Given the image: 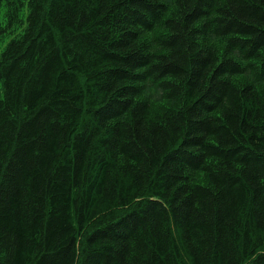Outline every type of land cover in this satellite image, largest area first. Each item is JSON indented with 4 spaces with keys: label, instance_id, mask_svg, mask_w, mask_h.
Returning a JSON list of instances; mask_svg holds the SVG:
<instances>
[{
    "label": "trees",
    "instance_id": "trees-1",
    "mask_svg": "<svg viewBox=\"0 0 264 264\" xmlns=\"http://www.w3.org/2000/svg\"><path fill=\"white\" fill-rule=\"evenodd\" d=\"M2 9L0 264H264V0Z\"/></svg>",
    "mask_w": 264,
    "mask_h": 264
},
{
    "label": "rangeland",
    "instance_id": "rangeland-1",
    "mask_svg": "<svg viewBox=\"0 0 264 264\" xmlns=\"http://www.w3.org/2000/svg\"><path fill=\"white\" fill-rule=\"evenodd\" d=\"M3 9L2 10H0V21H2L3 20ZM19 31V29H16V31L15 32H18ZM1 47H2V45H1ZM1 47H0V49H1Z\"/></svg>",
    "mask_w": 264,
    "mask_h": 264
}]
</instances>
